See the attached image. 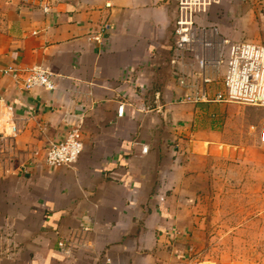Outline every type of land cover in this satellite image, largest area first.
Listing matches in <instances>:
<instances>
[{"label": "crops", "instance_id": "1", "mask_svg": "<svg viewBox=\"0 0 264 264\" xmlns=\"http://www.w3.org/2000/svg\"><path fill=\"white\" fill-rule=\"evenodd\" d=\"M178 2L50 0L45 14L0 0V96L18 129L0 140V264H264V112L179 102ZM198 24L262 38L264 0H217ZM36 66L54 90L2 73ZM75 117L82 156L49 167Z\"/></svg>", "mask_w": 264, "mask_h": 264}, {"label": "built area", "instance_id": "2", "mask_svg": "<svg viewBox=\"0 0 264 264\" xmlns=\"http://www.w3.org/2000/svg\"><path fill=\"white\" fill-rule=\"evenodd\" d=\"M37 6L45 14L51 12L50 0H23ZM217 0H179L175 28V53L171 64L179 69L178 84L185 94L181 103H236L261 108L264 112V45L250 42H232L223 37L217 26L198 24L201 14ZM225 68L223 91L211 99L209 86L216 81L220 68ZM13 78L25 91L55 89L52 74L46 67L26 69L7 68L2 71ZM125 105L118 109L122 117ZM64 141L53 143L46 152L49 167H73L84 152L83 119L76 118ZM12 112L0 96V140L15 137L18 129L12 121ZM264 142V118L261 131ZM60 248L66 252L67 244ZM68 253V252H67Z\"/></svg>", "mask_w": 264, "mask_h": 264}, {"label": "rangeland", "instance_id": "3", "mask_svg": "<svg viewBox=\"0 0 264 264\" xmlns=\"http://www.w3.org/2000/svg\"><path fill=\"white\" fill-rule=\"evenodd\" d=\"M242 13H243V8H241L240 6L239 7H236V19L237 20H241V17H242ZM254 16H257V14H254ZM237 30H238V28H237ZM259 33H257V32H255V36H254V39H251V40H253V41H249V40H245V39H243L242 38V36H241V38L239 39V41H243V42H251V43H256V44H262V45H264V36L261 38V37H259V35H258ZM235 36H234V38H235V40L238 38L237 37V34H234ZM253 35V34H252ZM230 39V38H229ZM232 40V39H231ZM239 41H237V42H239ZM253 123V122H252Z\"/></svg>", "mask_w": 264, "mask_h": 264}]
</instances>
